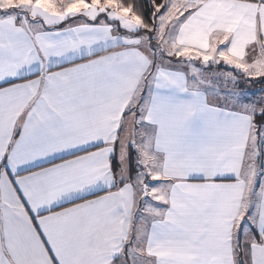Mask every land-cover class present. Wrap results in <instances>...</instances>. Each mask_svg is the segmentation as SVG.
<instances>
[{
	"label": "snow or ice",
	"instance_id": "1",
	"mask_svg": "<svg viewBox=\"0 0 264 264\" xmlns=\"http://www.w3.org/2000/svg\"><path fill=\"white\" fill-rule=\"evenodd\" d=\"M0 264H264V0H0Z\"/></svg>",
	"mask_w": 264,
	"mask_h": 264
},
{
	"label": "trees",
	"instance_id": "2",
	"mask_svg": "<svg viewBox=\"0 0 264 264\" xmlns=\"http://www.w3.org/2000/svg\"><path fill=\"white\" fill-rule=\"evenodd\" d=\"M257 86V88H260V85H256Z\"/></svg>",
	"mask_w": 264,
	"mask_h": 264
},
{
	"label": "rangeland",
	"instance_id": "3",
	"mask_svg": "<svg viewBox=\"0 0 264 264\" xmlns=\"http://www.w3.org/2000/svg\"><path fill=\"white\" fill-rule=\"evenodd\" d=\"M256 87V90H258L259 88H257V86H255Z\"/></svg>",
	"mask_w": 264,
	"mask_h": 264
}]
</instances>
